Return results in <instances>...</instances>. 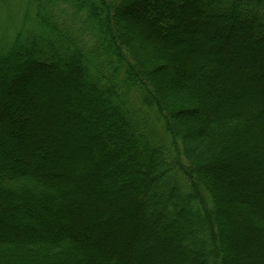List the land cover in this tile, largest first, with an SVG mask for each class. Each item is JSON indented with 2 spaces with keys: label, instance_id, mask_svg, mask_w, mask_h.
I'll use <instances>...</instances> for the list:
<instances>
[{
  "label": "trees",
  "instance_id": "obj_1",
  "mask_svg": "<svg viewBox=\"0 0 264 264\" xmlns=\"http://www.w3.org/2000/svg\"><path fill=\"white\" fill-rule=\"evenodd\" d=\"M32 4L0 41V264H264V0Z\"/></svg>",
  "mask_w": 264,
  "mask_h": 264
},
{
  "label": "rangeland",
  "instance_id": "obj_2",
  "mask_svg": "<svg viewBox=\"0 0 264 264\" xmlns=\"http://www.w3.org/2000/svg\"><path fill=\"white\" fill-rule=\"evenodd\" d=\"M23 3L25 4V0H3V2H1L0 3V41L1 42H3L4 40H6V39H8V38H10L11 37V35H13L14 33H15V31H16V28H17V26H18V22L21 20V18L23 17V14H24V21L25 22H27L28 21V19H30V18H28V17H30L29 15H31V16H33L34 14H35V12L36 11H34V9H35V7L37 6L36 4V6L34 5V4H32V5H34L33 6V8H32V10L30 11V10H26V9H24V13H23V10H22V5H23ZM59 7H62L60 4H59ZM37 9V8H36ZM34 12V13H33ZM103 19V18H102ZM64 20H70V18L69 17H67L66 19H64ZM77 29H80V27L77 25L76 26V31H77ZM79 32H81V30H78ZM82 34H84V33H82ZM185 37V36H184ZM89 39H90V37H85L84 38V40L85 41H89ZM90 42H91V40H90ZM185 42H186V40L183 38L182 40H180V42H179V45H183V44H185ZM216 42V41H215ZM206 43H209V45H214L213 44V40L212 41H210V40H208ZM256 45V44H255ZM255 45H253L252 47L253 48H255V47H257V46H255ZM131 46V45H130ZM136 47H138L137 45H135ZM135 46H133V50H131V47H125V46H123V48L128 52V54L130 55V57L132 56L131 54L132 53H136V54H138L139 56L141 55V51L138 49V50H136V48H135ZM214 47H215V45H214ZM130 49V50H129ZM40 73V75H42L44 78H45V73L46 72H42V71H40L39 72ZM2 75H0V77H1ZM42 76H40L41 78H42ZM3 77V76H2ZM39 79V78H38ZM45 81H46V78L44 79ZM36 81V79H33V81L31 80V81H27V83L25 82L24 83V89L23 90H30L32 93L34 92H36V90H38L40 87V84H38L37 83V81ZM75 86V88H78V90L80 91L82 88L80 87V86H76V85H74ZM73 86L72 85H70L69 87H68V91H69V89H71ZM232 92H233V94L234 95H236L237 93H238V91H240V90H243V88L242 87H237V88H234V87H232L231 89H230ZM43 91V90H42ZM42 91H39V93H41V94H43V92ZM84 93L89 99H92L93 98V96H92V94L90 93V92H88L87 90L86 91H82L81 90V93ZM77 94H79V92L77 91L76 92ZM33 96V95H32ZM46 98V100L48 101L49 100V97L48 96H46L45 97ZM253 99V98H252ZM18 100H19V98H18ZM253 100H256V99H253ZM17 101H16V103H13V106L14 107H17L18 105H17ZM188 108H191V109H187V110H189V111H191L192 113H196V107H195V105H192V104H190L189 105V107ZM17 110H16V114H20L21 113V110H18V108H16ZM28 109H30V108H28ZM86 112H88L87 110H86ZM15 114V115H16ZM86 118H88L90 121H93V120H95L94 119V116H95V114H94V112H90L89 114L88 113H86V114H83ZM4 118H0V121L2 120V121H4L3 120ZM191 125H188L187 123H184V126L185 127H187L188 129H192V128H194L195 130L198 128V127H193V125H192V123L193 122H189ZM197 132V131H196ZM5 137V136H4ZM15 137V136H14ZM2 156H4V155H1V153H0V157H2ZM8 166V165H7ZM43 213V211H42V209L40 210V214H42ZM20 225H22V226H29L32 222L30 221V218H25L24 217V211L20 214V216H18V217H16V219H15ZM31 222V223H30ZM27 223H29V224H27ZM148 237L146 236L145 237V239H147ZM151 241H154V239L153 240H151ZM158 241V240H157ZM150 244H156L155 242H151ZM157 245V244H156ZM161 246H159V248H160ZM167 247V246H166ZM156 250H158L157 249V247H156ZM162 251V250H161ZM160 252V251H159ZM174 263V262H173Z\"/></svg>",
  "mask_w": 264,
  "mask_h": 264
}]
</instances>
